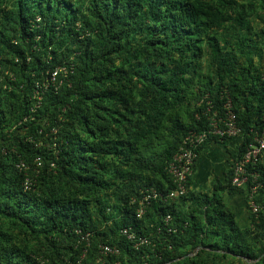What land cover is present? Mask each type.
Wrapping results in <instances>:
<instances>
[{"label": "trees", "instance_id": "16d2710c", "mask_svg": "<svg viewBox=\"0 0 264 264\" xmlns=\"http://www.w3.org/2000/svg\"><path fill=\"white\" fill-rule=\"evenodd\" d=\"M57 67L67 77L30 113ZM263 72L264 0H0V264H264V214L240 228L222 202L243 192L231 170L209 193L189 191L190 177L184 197L136 216L141 191L172 189L167 165L209 128L210 105L222 114L230 100L233 160L244 153ZM37 158L24 190L15 165L33 176ZM123 228L153 246L133 249ZM101 244L118 255L98 262Z\"/></svg>", "mask_w": 264, "mask_h": 264}, {"label": "built area", "instance_id": "2783aa9c", "mask_svg": "<svg viewBox=\"0 0 264 264\" xmlns=\"http://www.w3.org/2000/svg\"><path fill=\"white\" fill-rule=\"evenodd\" d=\"M68 70L65 67H57L47 74L44 80L34 84L31 100L34 106L30 113H34L36 108L40 106L42 94L48 88H55L61 83L59 77L66 78ZM264 75V72H263ZM210 104H208L209 106ZM209 113V128L202 132H190L181 141L177 152L168 163L166 171L172 182V189L168 191H158L150 188L140 192L138 207L136 208V216L139 218L144 215L146 208L152 201H162L165 203L172 202L178 198H182L187 193V180L192 176L193 166L198 157V150L207 142L209 138L216 140L232 139L241 136V130L237 125L236 115L231 110V102L229 99L222 106V114L212 111L211 105L207 108ZM26 119L24 118V121ZM262 124L256 130H251L252 137L248 142L244 153L232 163L230 185L236 190H243L245 194L249 213L256 219L264 214V178L260 168L264 167V114L261 116ZM41 144V143H39ZM42 145V144H41ZM36 169L33 176H29L26 171L27 167L22 161L16 163L15 168L24 174L23 188L30 190L34 184V179L38 176L41 160H35ZM171 221L170 216L163 219L164 227H167ZM161 227L156 229L159 234ZM171 229H166V233H170ZM79 233V232H77ZM81 234L80 240L88 245L89 234ZM119 234L124 237L132 248L138 250L142 247H150V236H139L131 228H123ZM99 257L98 262H103L106 256L118 255V249L105 244L98 246ZM85 253V251L83 252ZM83 257V256H82Z\"/></svg>", "mask_w": 264, "mask_h": 264}, {"label": "crops", "instance_id": "0c3cea01", "mask_svg": "<svg viewBox=\"0 0 264 264\" xmlns=\"http://www.w3.org/2000/svg\"><path fill=\"white\" fill-rule=\"evenodd\" d=\"M239 138L224 141H210L202 148L194 164L189 191L197 193H209L216 183L225 185L228 173L231 170L233 156ZM222 202L229 208L240 228L249 226V216L245 194L240 191L224 192Z\"/></svg>", "mask_w": 264, "mask_h": 264}, {"label": "rangeland", "instance_id": "374dc122", "mask_svg": "<svg viewBox=\"0 0 264 264\" xmlns=\"http://www.w3.org/2000/svg\"><path fill=\"white\" fill-rule=\"evenodd\" d=\"M228 262H233V260H228ZM226 263H227V262H226ZM244 263H245V264H252V262H250V261H248V262L244 261Z\"/></svg>", "mask_w": 264, "mask_h": 264}]
</instances>
